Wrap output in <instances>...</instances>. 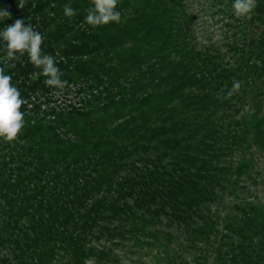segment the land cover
Listing matches in <instances>:
<instances>
[{
  "label": "trees",
  "instance_id": "obj_1",
  "mask_svg": "<svg viewBox=\"0 0 264 264\" xmlns=\"http://www.w3.org/2000/svg\"><path fill=\"white\" fill-rule=\"evenodd\" d=\"M206 1L234 22L226 52L199 41L188 0H120V23L98 28L90 0H0V30L39 31L75 96L58 105L27 56L0 50L27 101L19 140H0L2 260L113 264L121 244L155 250L176 232L213 264H264V205L227 203L249 165L228 159L264 150V0L243 19L234 0Z\"/></svg>",
  "mask_w": 264,
  "mask_h": 264
},
{
  "label": "clouds",
  "instance_id": "obj_2",
  "mask_svg": "<svg viewBox=\"0 0 264 264\" xmlns=\"http://www.w3.org/2000/svg\"><path fill=\"white\" fill-rule=\"evenodd\" d=\"M119 3L120 0H90L91 6L87 9L84 22L92 28L120 23L121 12L117 10ZM255 7L256 0H234L232 4L233 14L237 18L247 17ZM63 13L68 18L77 15L70 4L63 6ZM10 17L8 10L0 9V18ZM43 44L44 36L34 30L31 24L26 26L23 19L18 18L0 30V50L8 61L22 63V59L27 56L28 62L45 77L43 83L46 87L63 90L69 86L68 81L61 79V69L56 66L55 58L44 52ZM12 80L13 77L5 74L4 68L0 67V140L6 144L17 142L26 125L25 113L21 109L27 101L22 98ZM240 88L241 82L234 81L228 96L231 97Z\"/></svg>",
  "mask_w": 264,
  "mask_h": 264
},
{
  "label": "rangeland",
  "instance_id": "obj_3",
  "mask_svg": "<svg viewBox=\"0 0 264 264\" xmlns=\"http://www.w3.org/2000/svg\"><path fill=\"white\" fill-rule=\"evenodd\" d=\"M190 13L194 18V26L199 41L206 45L214 44L216 48L226 52L227 46L232 40L233 30L229 25L234 23L224 15H217L216 10H211V5L206 0H188ZM255 9L247 16L252 18ZM245 18V17H244ZM243 19V18H242ZM66 89L58 90L56 99H59L58 105L62 103L70 104L75 96L65 97ZM69 101H67V100ZM232 105L240 104L234 101ZM235 111V109H233ZM252 114V110L247 106L244 114ZM239 118V117H238ZM243 155L235 152L231 160L235 167L239 162L246 160L249 165L247 174L242 176L236 196H228L227 203L246 199L247 202L261 203L264 205V150L252 147L245 149ZM177 239L170 246L166 245V239L157 246V249H148V247L135 248L132 244H121L115 249L118 257L117 263L113 264H213L209 256L202 254L199 250H194L189 246L181 234L174 233ZM163 235L160 236L162 238ZM146 244V240H145ZM153 245V244H152ZM1 256H7V251H1ZM204 258V259H203ZM209 259V260H208ZM0 264H17L15 261L2 260Z\"/></svg>",
  "mask_w": 264,
  "mask_h": 264
}]
</instances>
